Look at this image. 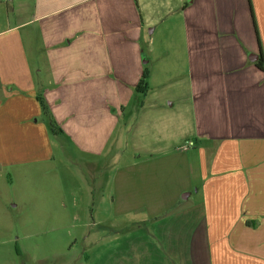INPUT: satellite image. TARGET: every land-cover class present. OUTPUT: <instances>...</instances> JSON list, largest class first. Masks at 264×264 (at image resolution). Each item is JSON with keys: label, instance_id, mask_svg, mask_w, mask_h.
<instances>
[{"label": "crops", "instance_id": "1", "mask_svg": "<svg viewBox=\"0 0 264 264\" xmlns=\"http://www.w3.org/2000/svg\"><path fill=\"white\" fill-rule=\"evenodd\" d=\"M143 42L185 67L148 77L183 87L140 115L147 142L106 184L85 264H264V70L249 58H264V0H0V174L49 164L51 134L76 161L107 157Z\"/></svg>", "mask_w": 264, "mask_h": 264}, {"label": "rangeland", "instance_id": "2", "mask_svg": "<svg viewBox=\"0 0 264 264\" xmlns=\"http://www.w3.org/2000/svg\"><path fill=\"white\" fill-rule=\"evenodd\" d=\"M143 43L146 53L140 55L143 70L124 102L126 109L108 144L107 157L105 153L90 157L87 160L91 164L85 159L76 161L67 141L61 142L51 134L54 159L49 164L31 172L23 170L17 175L11 168L0 174V186L4 184L3 190L0 187V198L7 207V212L0 213L3 214L0 215V241L4 242L0 245V264H85L84 249L89 248L90 239L84 242V236L106 230L104 222L99 221L107 215L105 207L99 206L106 193V184H109L116 167L133 157V147L147 142L143 135H139L145 133V128L139 130L136 124L140 115L148 113L146 109H153L158 99L165 102V93H169L172 86L183 87V74L178 73L180 77L177 79L162 77L156 83L148 77V71L155 67L178 69L181 73L185 67H180L179 60H169L164 51L169 46H160L159 52H150V46ZM147 55L151 56L150 62L146 61ZM166 103H169L168 99ZM52 129L51 126V132ZM65 151L72 158L67 157ZM110 153L112 157L108 158ZM43 193H48L49 199H67L66 209L52 205L30 213L20 205L13 206L15 200L21 202L30 195L39 201ZM78 198L84 200L86 207H76L73 200Z\"/></svg>", "mask_w": 264, "mask_h": 264}, {"label": "trees", "instance_id": "3", "mask_svg": "<svg viewBox=\"0 0 264 264\" xmlns=\"http://www.w3.org/2000/svg\"><path fill=\"white\" fill-rule=\"evenodd\" d=\"M255 66L259 69V70H264V58L262 56V54L260 53L257 60L254 62ZM142 92V91H140ZM53 122H51V126H52Z\"/></svg>", "mask_w": 264, "mask_h": 264}, {"label": "water", "instance_id": "4", "mask_svg": "<svg viewBox=\"0 0 264 264\" xmlns=\"http://www.w3.org/2000/svg\"><path fill=\"white\" fill-rule=\"evenodd\" d=\"M258 56L259 55H256V54H250L249 58H250V60L255 61V60H257Z\"/></svg>", "mask_w": 264, "mask_h": 264}, {"label": "built area", "instance_id": "5", "mask_svg": "<svg viewBox=\"0 0 264 264\" xmlns=\"http://www.w3.org/2000/svg\"><path fill=\"white\" fill-rule=\"evenodd\" d=\"M193 145H194L193 141H188L186 142L185 147H192Z\"/></svg>", "mask_w": 264, "mask_h": 264}]
</instances>
